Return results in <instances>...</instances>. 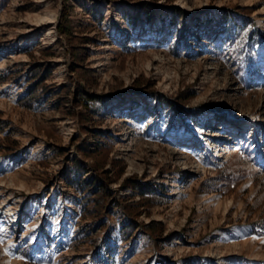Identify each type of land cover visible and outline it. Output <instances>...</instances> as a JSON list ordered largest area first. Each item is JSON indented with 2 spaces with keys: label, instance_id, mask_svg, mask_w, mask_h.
Returning a JSON list of instances; mask_svg holds the SVG:
<instances>
[{
  "label": "rangeland",
  "instance_id": "obj_1",
  "mask_svg": "<svg viewBox=\"0 0 264 264\" xmlns=\"http://www.w3.org/2000/svg\"><path fill=\"white\" fill-rule=\"evenodd\" d=\"M0 264H264V0H0Z\"/></svg>",
  "mask_w": 264,
  "mask_h": 264
},
{
  "label": "trees",
  "instance_id": "obj_2",
  "mask_svg": "<svg viewBox=\"0 0 264 264\" xmlns=\"http://www.w3.org/2000/svg\"><path fill=\"white\" fill-rule=\"evenodd\" d=\"M58 29H60V31L63 30V29H62V24H59V25H58ZM80 172L83 173V170H82V171L80 170ZM80 174H81V173H80ZM80 174L78 175V179L80 178ZM209 179H210V180H213V179H215V178L211 177V178H209ZM65 180H66L67 183H69V184L71 183L69 177H66ZM206 181H207V180H204L203 182H206ZM71 184H72V183H71ZM149 225H150V223H148V225H147L146 227H149ZM131 229H132V227L129 226V225L126 226V227H124V231H123L124 234H125V232L127 233V231L129 232Z\"/></svg>",
  "mask_w": 264,
  "mask_h": 264
},
{
  "label": "bare ground",
  "instance_id": "obj_3",
  "mask_svg": "<svg viewBox=\"0 0 264 264\" xmlns=\"http://www.w3.org/2000/svg\"><path fill=\"white\" fill-rule=\"evenodd\" d=\"M124 10V9H123ZM159 34V33H158ZM178 186V185H177ZM178 192V191H177ZM180 192V191H179ZM235 233V232H234ZM237 233V232H236Z\"/></svg>",
  "mask_w": 264,
  "mask_h": 264
}]
</instances>
